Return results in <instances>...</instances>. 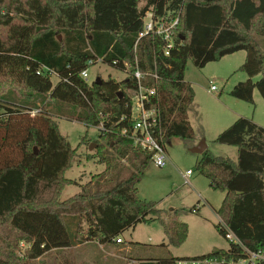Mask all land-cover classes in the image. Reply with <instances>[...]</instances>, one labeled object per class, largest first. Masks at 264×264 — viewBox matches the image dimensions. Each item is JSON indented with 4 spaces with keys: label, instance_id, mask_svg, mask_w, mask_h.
Returning a JSON list of instances; mask_svg holds the SVG:
<instances>
[{
    "label": "trees",
    "instance_id": "obj_1",
    "mask_svg": "<svg viewBox=\"0 0 264 264\" xmlns=\"http://www.w3.org/2000/svg\"><path fill=\"white\" fill-rule=\"evenodd\" d=\"M149 11L179 18L169 55L162 53L161 38H139ZM263 50L264 0H0V264H36L49 253L63 255L88 241L124 244L117 240L125 231L154 221L168 241L159 247H180L188 238L189 227L177 220V211L166 212L139 198L138 184L153 162L150 153L121 136L127 122L120 119L130 114L127 89L134 87L133 81L88 83L81 73L90 60L122 70L123 61L137 59L141 71L157 72L160 119L168 142L195 137L188 119L195 91L185 81L189 60L203 69L246 52L239 71L248 79L229 95L254 104L256 89L264 99ZM68 105L77 110L72 119L105 127L99 130L95 153L86 158L105 170L85 185L67 173L80 163L79 148L90 140L83 137L74 149L54 117ZM33 110L40 112L33 116ZM215 142L236 147L237 160L206 149L197 170L211 188L225 193L217 211L223 224L246 248L262 250L264 127L239 117ZM10 149L19 152L18 160L8 157ZM70 185H78L80 192L62 200ZM216 229L226 238L222 223ZM242 256L240 246L229 242L227 250L200 257ZM180 259L166 255L139 259L138 264H177Z\"/></svg>",
    "mask_w": 264,
    "mask_h": 264
},
{
    "label": "rangeland",
    "instance_id": "obj_2",
    "mask_svg": "<svg viewBox=\"0 0 264 264\" xmlns=\"http://www.w3.org/2000/svg\"><path fill=\"white\" fill-rule=\"evenodd\" d=\"M245 57L246 52L241 51L219 62L209 63L203 69L195 67L192 60L188 61L185 80L192 84L195 91V100L189 109L188 116L195 137L193 140L170 139L166 145L170 161L163 168L156 167L154 163H151L142 181L138 184V195L141 200L156 202L158 208L166 212L177 211V220L186 223L189 227L188 238L180 247H168V251L159 247L163 242L168 244V241L158 222L154 221L151 227L139 225L136 230L129 229L120 236L124 241L123 246H131L129 243L132 241H138L141 244L139 249L129 256H127L128 253L125 254L124 251L118 249L117 253L123 256L120 264H138L139 259L146 260L166 255L175 258H194L206 256L214 250L229 248V241L221 236L216 229V226L223 222L214 211V209L218 211L221 207L225 193L211 188L210 181L199 173L197 165L202 154L194 153L193 149L204 143L212 155L228 157L236 161L237 148L216 143L218 135L238 119V113L245 115L241 117L252 119L264 127V99L257 89L254 91V104L239 101L229 95L236 84L248 79L246 73L239 71ZM97 77L120 82L126 78V74L122 70L99 62L89 68L88 80L92 83ZM259 79L260 76L256 77L254 82ZM57 82L56 79H53L54 85ZM212 86L216 87L215 92L211 91ZM232 102H237L240 109L234 108L236 106H233ZM10 106V108H14L13 105ZM76 112L75 108L68 105L67 111L54 116L60 133L68 139L74 149L81 144L83 137L90 140V145H98L96 140L99 137V130L96 127H87L72 119L71 116ZM23 120L27 122L29 117L23 118ZM90 145H82L79 148L80 163L75 164L67 173L68 178L77 179L78 183L82 185L91 181L94 174L105 169V166L99 164L97 160L86 159L87 155L94 154L97 149V147H93L92 150H89ZM7 155L13 160H18L20 157L16 149L7 150ZM188 171L193 175L188 177L187 183ZM79 191L78 185H70L62 199L65 200ZM93 247L97 250L96 256L93 257L95 263L83 256L82 248H75L63 255L52 252L34 263L54 264L55 260H59L61 263L72 261L76 264H103L101 261L105 260L103 258V255L106 256L105 251H101L98 246ZM24 249V244H21L20 255H23ZM147 249L150 250L149 255L144 254Z\"/></svg>",
    "mask_w": 264,
    "mask_h": 264
},
{
    "label": "built area",
    "instance_id": "obj_3",
    "mask_svg": "<svg viewBox=\"0 0 264 264\" xmlns=\"http://www.w3.org/2000/svg\"><path fill=\"white\" fill-rule=\"evenodd\" d=\"M179 23V18H171L170 15L164 17L157 16L154 12L149 11L144 17V30L139 34V38L147 35L159 37L162 40V53L169 55L175 46L173 39L174 31ZM102 62L101 59H92L87 63L88 68L81 73V77L88 83L89 68L97 63ZM117 64V62L115 63ZM122 71L126 77L131 78L134 83L133 88H128L127 92L131 96L130 114L128 117H122L120 123L127 122V125L121 130V136L130 140L133 145L152 156V162L156 167L163 168L169 161L167 152V141L160 119V111L158 106L159 99V75L154 72H143L139 69L138 61L134 63L123 61ZM216 87L212 86L211 91L215 92ZM40 110L31 111V115H36ZM98 130H105L103 124L96 127ZM192 173L187 172L188 177ZM226 233V239L230 243H234L243 251V256L236 257H194L182 258L177 264H264V249L252 251L246 248L236 236L222 224ZM121 239L117 242L121 243Z\"/></svg>",
    "mask_w": 264,
    "mask_h": 264
},
{
    "label": "crops",
    "instance_id": "obj_4",
    "mask_svg": "<svg viewBox=\"0 0 264 264\" xmlns=\"http://www.w3.org/2000/svg\"><path fill=\"white\" fill-rule=\"evenodd\" d=\"M233 55H236V54H233ZM233 55H230V56H233ZM227 57H229V56H227ZM226 58V57H225ZM225 58H223V59H225ZM222 59V60H223ZM186 81V80H185ZM233 103V106H236V107H234V108H236V109H240V106H239V104L237 103V102H232ZM238 116L239 117H241V116H245V115H243L242 113H238ZM238 117V118H239ZM188 119H189V116H188ZM231 120V119H230ZM190 122V121H189ZM233 122V121H232ZM259 125V124H258ZM105 170V169H104ZM103 170V171H104ZM69 172V171H68ZM193 174H191L190 176H192ZM189 176V177H190ZM189 179V178H188ZM73 180H75V179H73ZM77 180V179H76ZM67 189V188H66ZM66 189H65V191H66ZM80 190H81V188H80ZM64 191V192H65ZM80 192V191H79ZM79 192H77L76 194H78ZM75 194V195H76ZM75 195H73V196H75ZM73 196H71V197H73ZM71 197H69V198H71ZM69 198H67V199H69ZM67 199H65V200H67ZM63 200V199H62ZM214 211H215V213H216V215H217V217H219V215H218V213H217V211H216V209H214ZM219 219H220V217H219ZM221 220V219H220ZM222 221V220H221ZM139 225H145V224H138L136 227H134V228H132L133 230H136L137 229V227L139 226ZM153 225V223H151V224H149V225H145V226H147V227H151ZM121 239V238H120ZM133 242V241H132ZM134 243H139L140 244V242H138V241H134ZM163 244H165L164 242H163ZM124 244H110V245H107V244H100L99 242H97V241H88V242H85L84 244H80V245H78L77 247H76V249L78 248H82L83 250H84V252L82 253L83 254V256L84 257H88L90 260H91V262L92 263H95L94 261H93V257H95L96 256V254H97V250H96V248L95 247H93V246H98L99 247V249L101 250V251H105V254H106V256L105 255H103V258L105 259L103 262L101 261V263H103V264H120L121 263V261L123 260V256H122V254L120 255L119 253H117V251H118V249H119V251H124L125 252V254L126 253H128L127 254V256H129V255H131V254H133V252L135 251V250H137V249H139L138 247H139V245L138 246H123ZM152 251H153V249H151ZM118 251V252H119ZM168 251H169V248H168ZM150 254V250L149 249H147L145 252H144V254ZM186 258H190V257H186ZM141 262V261H140Z\"/></svg>",
    "mask_w": 264,
    "mask_h": 264
},
{
    "label": "water",
    "instance_id": "obj_5",
    "mask_svg": "<svg viewBox=\"0 0 264 264\" xmlns=\"http://www.w3.org/2000/svg\"><path fill=\"white\" fill-rule=\"evenodd\" d=\"M95 83L96 84H101L102 83V79L100 77H97L96 80H95ZM119 94H120V98H121L123 96L122 91H120ZM93 147H97V145L96 144H91L90 147H89V150H92ZM34 150H35V153H37V149L35 148ZM205 150H206V146H205L204 143H202L199 147L193 149V152L194 153H198V154H203L205 152Z\"/></svg>",
    "mask_w": 264,
    "mask_h": 264
}]
</instances>
